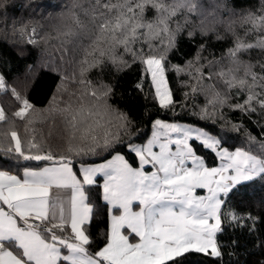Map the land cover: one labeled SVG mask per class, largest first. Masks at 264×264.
Masks as SVG:
<instances>
[{
    "label": "snow or ice",
    "instance_id": "6c2138e0",
    "mask_svg": "<svg viewBox=\"0 0 264 264\" xmlns=\"http://www.w3.org/2000/svg\"><path fill=\"white\" fill-rule=\"evenodd\" d=\"M5 3L6 0H0V9ZM49 7L60 8L56 15L69 21L61 33L65 37L79 35L85 29L81 11L91 18L96 29L94 39L85 47L80 61L84 67L80 69L78 83L83 87L78 100L75 105L69 102L63 108L55 109L67 132V152L86 156L101 149L116 154L97 167L82 166L79 169L83 176L81 181L70 167L72 160L69 156L54 157L50 151L33 154L31 149L41 148L34 142V137L27 141L26 152L14 124L8 132H0V137L6 136L14 141V144L0 143V153H10L25 161H54L53 166L39 171L25 168L22 180L0 167V264H184L179 258L190 252L222 258L223 253L215 240L216 233L222 231V216L232 221H239L242 217L234 212L221 213V206L230 193L243 196V186L248 182L264 181V157L239 148L229 152L220 147L221 141L214 135L156 120L154 127L160 131H154L146 145L134 142L123 145L140 159L141 167L133 168L118 154L117 148L123 143L121 130L125 136H131L134 131L132 120L108 103L113 91L110 85L101 84L97 88L85 75L90 69L103 68L107 64L117 69L121 65L127 66L123 56L129 54L133 62L139 59L146 65L145 71L151 74L160 106H174L164 73L167 53L175 47L181 26L177 25L173 30L169 22L184 10L195 11L197 5L191 0H92L88 9L76 2L51 5L25 0L21 4V9L35 14ZM148 10L155 13L151 20L145 16ZM48 15L51 13L45 14ZM242 20L249 26L246 35L252 32L260 35L254 43L236 36L233 47L228 50L233 61L238 60L240 53L253 49L264 52V0L258 12L249 11ZM26 27L19 29L22 35ZM35 32L33 27L32 34ZM187 35L191 37L195 33L189 31ZM141 38L148 44L147 53L133 47L141 42ZM155 39L163 48L159 54L151 42ZM216 39L223 37L217 35ZM27 42L36 43L31 37ZM200 47L203 49V42ZM199 59L198 54L189 62L190 69L194 70L189 74L198 81L204 77L203 65L196 66ZM254 67L251 64L246 66L244 78L229 76L223 71L217 73L229 88L247 89L244 103L232 105L242 112H256L257 105L264 112V63L260 64V72L253 71ZM174 68L178 73L185 71L179 66ZM136 87L143 89L142 83ZM255 88L260 91H254ZM5 91H10L22 105L14 115L25 121L27 132L34 123L28 116L33 106L14 88L8 89L4 76L0 75V92ZM225 102L226 97H221L220 93L209 98L214 109ZM202 111L205 117L209 114L207 108ZM5 120V111L0 107V122ZM113 128L117 131L113 132ZM167 131L180 133L181 138H169L161 143L160 137ZM189 141H198L229 163L219 168L206 167ZM171 144L176 145V151H172ZM154 145L159 146L158 153L152 151ZM261 148L264 149V142ZM190 158L194 164L191 168L186 166ZM144 164H151L157 171L145 173L142 170ZM229 169L231 173L223 175ZM98 172L105 177L104 200L117 212L111 216L110 232L106 234L103 247L95 245L84 227L86 222H91L92 208L86 202L88 197L83 184L94 183L93 177ZM53 188L72 189L67 214L55 198L59 193L50 192ZM196 188L206 189L208 195L195 196ZM133 202H137L139 211H133ZM248 219L255 224L256 217L249 216Z\"/></svg>",
    "mask_w": 264,
    "mask_h": 264
},
{
    "label": "trees",
    "instance_id": "16d2710c",
    "mask_svg": "<svg viewBox=\"0 0 264 264\" xmlns=\"http://www.w3.org/2000/svg\"><path fill=\"white\" fill-rule=\"evenodd\" d=\"M25 0H6L5 7L0 9V75L5 78L8 89H15L21 97L27 99L33 106L28 116L34 123L25 132V121H21L14 113L22 105L11 95L10 91L0 92V107H3L6 120L0 122V132H8L11 125L22 141V147L27 152V141L41 146L33 148V154L50 151L54 157L69 156L75 173L80 176L82 166L99 164L107 161L116 153L110 154L101 149L96 154L75 156L67 152L68 137L61 116L55 109L63 108L69 102L78 100L82 85L80 63L84 49L94 39L95 23L89 16L81 18L86 25L83 32L72 37H65L66 18L56 14L61 11L57 7H49L40 14L30 13L21 9ZM38 3L51 5L79 3L88 9L92 0H36ZM197 5L195 11L184 10L182 14L170 21L171 28L180 25L175 47L167 53L165 76L171 91L173 105L167 108L160 106L155 97V88L150 73L145 71L146 65L139 59L133 62L131 55L125 54L123 59L127 66L119 69L107 64L103 68H92L85 73L92 85L99 88L101 84L112 87V95L108 103L113 108L122 111L132 120L131 136H125L121 130L123 141L117 145L118 154H122L127 162L138 166L135 153L124 147V144L134 142L143 145L150 139L156 120L168 123L187 124L203 129L205 132L220 139L222 148L229 150L243 149L254 155L264 157V112L257 105L256 112H242L232 107L244 103L247 89L229 88L224 78L217 75L223 71L229 76L244 78L246 66L251 64L253 71L260 72V64L264 63V52L260 49L240 53L236 61L229 56L228 50L233 47L236 36L245 41L255 42L260 33L252 32L246 35L248 25L242 20L245 13L260 10L262 0H191ZM46 13L51 15L45 16ZM147 19H153L155 13L148 10ZM27 25L22 35L19 29ZM36 32L32 34V28ZM192 31L195 35L189 37ZM201 33H206L202 35ZM220 35L223 39H216ZM31 37L36 41L29 44ZM157 49V54L163 51L158 39L151 41ZM204 43L203 49L200 44ZM135 50L148 51V44L141 42L133 46ZM122 51V50H121ZM199 54L197 67L203 65L204 77L199 81L189 72V62L194 61ZM91 59V57H89ZM174 66L185 69L178 73ZM231 70V71H230ZM211 74V78H209ZM142 83L143 89L136 87ZM193 88L196 91H193ZM254 91L259 92L260 88ZM215 93L226 97L223 105L215 109L209 104V98ZM187 94V95H186ZM208 109L205 117L202 110ZM28 117H26L27 119ZM236 126V129L233 128ZM34 129V131H33ZM113 132L117 129L113 128ZM0 143L14 144L9 137H0ZM196 153L204 158L208 166L217 164V156L213 151L203 147L199 142L192 141ZM54 161H25L13 154L0 153V167L22 176L25 168L39 169ZM241 187V186H238ZM243 196H233L225 200L221 213L234 212L242 217L239 221L225 219L222 216V231L216 235V242L223 253L222 258L206 256L203 253L190 252L179 259L184 264H264V181L259 179L248 182L244 186ZM89 204L93 207L91 222L85 226L94 243L103 247L106 234L110 232L109 207L102 198V182L99 177L94 184L85 185ZM235 191V190H233ZM256 217L255 224L248 219Z\"/></svg>",
    "mask_w": 264,
    "mask_h": 264
},
{
    "label": "rangeland",
    "instance_id": "374dc122",
    "mask_svg": "<svg viewBox=\"0 0 264 264\" xmlns=\"http://www.w3.org/2000/svg\"><path fill=\"white\" fill-rule=\"evenodd\" d=\"M150 77H151V74H150ZM164 77H165V81H166V87L169 89L168 84H167V80H166L165 73H164ZM151 80H152V79H151ZM153 85H154V84H153ZM154 88H155V85H154ZM169 90H170V89H169ZM155 91H156V88H155ZM162 91H163V86H162ZM158 100H159V99H158ZM162 122H163V121H162ZM163 123H168V122H163ZM168 124H172V123H168ZM175 124H177V123H175ZM177 125H180L181 127L192 128V129H197V130H200V131H204V130L201 129V128H198V127H195V126H191V125H187V124H177ZM154 131H160V130L157 129V128H155V127H153V132H154ZM153 132H152V135H153ZM204 132H205V131H204ZM152 135H151V137H150L149 140L152 139ZM169 138H171V139H173V140H175V139H179V138H181V134H180V133H176V132L167 131V132H166V135H163V136L160 137V142H161V143L167 142V140H168ZM149 140H148V141H149ZM197 142H198V141H197ZM189 143L192 144V146L194 147L192 141H189ZM146 144H147V143H146ZM146 144H143V145H140V146H144V145H146ZM170 147L172 148V151H176V145H175V144H171ZM220 147H221V146H220ZM221 148H222V147H221ZM194 149H195V148H194ZM152 151L158 153V152H159V146H158V145H154ZM211 151H212V150H211ZM228 151H229V152H233V151H235V150H229V149H228ZM214 153H215V152H214ZM195 154H196V156H199L200 158L203 159L204 165H205L206 167H208V168H214V167H215V168H219L222 164L229 163V161H227V160H221V158H220L219 156H217V154L215 153V155L217 156V164H216L215 166H208L207 163H206V161L204 160V158H203L202 156H200L198 153H196V151H195ZM120 155H122V154H120ZM122 156H123V155H122ZM123 157H124V156H123ZM137 158H138V166H137V167L132 166V167H133V168H138V169H139V168L141 167V164H140V159H139V157H137ZM111 159H113V157H111V158L108 159V160H111ZM124 159L126 160L125 157H124ZM108 160H107V161H108ZM107 161L102 162V163H99V164L87 165V166H85V167H97V166H99V165H101V164L106 163ZM126 161H127V160H126ZM186 166L189 167V168H191V167L194 166V164H193V160H192L191 158H190L189 160L186 161ZM142 170H143L145 173H148V174H150L151 172L157 171V169L154 168L151 164H144ZM231 171H232V170L229 169L228 172H225L223 175L227 176V175H229V174L231 173ZM101 174H102V173H99V172L96 173L95 176L93 177V180H94V183H96L97 179L101 176V182H102V198L104 199V188H103V186H104V184H105V177H104V175H101ZM160 175H163V174L160 173ZM94 183H92V184H94ZM194 195H195V196H207V195H208V192H207L206 189L196 188V189L194 190ZM104 201H105V200H104ZM105 202H106V201H105ZM106 203H107V202H106ZM107 204H108V203H107ZM222 206H223V205H222ZM222 206H221V210H222ZM108 207H109V222H110V226H111V216L117 214V212H116L115 209H112V208H111V205L108 204ZM132 209H133V211H139V205L137 204V202H133ZM210 223H212V221H210ZM124 231L127 232L128 230L125 229ZM217 233H218V232H217ZM217 233H216V235H217ZM216 235H215V240H216ZM130 240H131V237H130Z\"/></svg>",
    "mask_w": 264,
    "mask_h": 264
},
{
    "label": "crops",
    "instance_id": "0c3cea01",
    "mask_svg": "<svg viewBox=\"0 0 264 264\" xmlns=\"http://www.w3.org/2000/svg\"><path fill=\"white\" fill-rule=\"evenodd\" d=\"M54 164H51V165H46V166H44V167H51V166H53ZM70 167H72V171L75 173V171H74V169H73V166L72 165H70ZM43 168V167H42ZM42 168H39V169H31V170H37V171H39V170H41ZM24 172V171H23ZM10 174H12V175H16V174H14V173H12V172H10ZM77 175V174H76ZM101 175H103V174H101ZM16 176H18V175H16ZM101 177V176H100ZM18 178H20L21 180L23 179V173H22V176H18ZM77 179H80L81 181L83 180V176H82V174L80 173V176H78L77 175ZM85 185H89V184H83V190H84V192H85ZM50 192H52V193H59V196L58 197H55L56 199H58V201L62 204V206H63V208H64V210H65V214H67V212H68V210H69V207H70V204H69V201L71 200V195H72V189L71 188H60V189H56V188H53V189H51L50 190ZM85 194H86V192H85ZM87 195V194H86ZM50 199H51V197H50ZM88 204H89V202H88V199H87V201H86ZM90 205V204H89ZM91 206V205H90ZM5 208H6V206H5ZM91 208H92V212H91V219H92V215H93V207L91 206ZM87 224H89L88 222H86L85 223V225H84V227L87 225ZM110 228H111V226H110ZM62 252H65V250H62ZM65 254H66V252H65Z\"/></svg>",
    "mask_w": 264,
    "mask_h": 264
}]
</instances>
